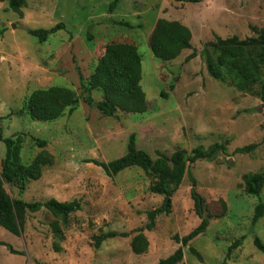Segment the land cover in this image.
Wrapping results in <instances>:
<instances>
[{"label": "rangeland", "instance_id": "1", "mask_svg": "<svg viewBox=\"0 0 264 264\" xmlns=\"http://www.w3.org/2000/svg\"><path fill=\"white\" fill-rule=\"evenodd\" d=\"M25 0L20 13L0 1V128L4 136L25 132L21 150L23 163L36 151L30 137L46 140L44 149L54 156L41 177L28 182L19 194L5 184L7 192L25 201L78 199L62 228L63 239L53 236L55 219L45 208L26 212L19 235L0 226V240L22 254L10 253L0 245V264H156L180 243L173 239L187 234L200 222L194 212L191 191L203 199L209 214L207 228L189 244L197 254L182 246L177 264H264V254L253 238L264 243V214L253 225L251 217L257 197L241 191L242 176L264 167V114L253 92H241L210 77L200 50L217 35L240 39L257 36L264 29V0H201L196 3L172 0ZM178 20L191 30V48L175 59L161 62L148 46L156 16ZM64 27L39 43L28 29ZM126 22L130 27L121 24ZM255 28L256 30H254ZM99 44L92 50L87 40ZM111 38V39H110ZM131 42L141 56V87L147 109L143 113L117 111L104 116L85 101L82 80L90 75L105 41ZM193 52V56L185 57ZM187 54V55H186ZM174 82L172 90L169 83ZM65 86L78 97L77 108L50 121H33L16 114L24 96L41 87ZM166 91V97L160 96ZM93 101L101 93H90ZM136 134V146L152 159L159 150L170 155L175 149L223 143L227 153L214 160L189 163L170 200V211L158 214L146 252L133 253V230L146 222L145 210L159 207L163 197L148 190L150 177L138 167H128L114 176L85 158L110 161L126 151L128 136ZM255 143L248 153H234L236 147ZM0 160L5 147L0 141ZM30 158V159H28ZM264 203V184L260 195ZM224 207V208H223ZM222 209H224L222 211ZM116 235L95 244V236ZM125 234V235H124ZM243 236L226 255L227 246ZM57 242L59 250L53 243Z\"/></svg>", "mask_w": 264, "mask_h": 264}, {"label": "trees", "instance_id": "2", "mask_svg": "<svg viewBox=\"0 0 264 264\" xmlns=\"http://www.w3.org/2000/svg\"><path fill=\"white\" fill-rule=\"evenodd\" d=\"M3 1V0H0ZM177 2L196 3L201 0H172ZM25 0H7L8 7L20 13V8ZM116 1L109 4V10L113 8ZM128 27L126 22H120ZM63 23L44 29H28V32L37 37L39 43L44 42L48 35L63 28ZM256 30L255 28H253ZM4 28L0 27V34ZM257 36L245 37L228 36L221 38L217 35L214 39L204 43L200 50V55L204 59L207 74L241 92H253L256 85L258 90L255 94L260 99L264 114V29H257ZM111 39V38H110ZM87 40L92 43L90 49L95 47L90 34ZM148 46L152 55L161 62H168L175 59L183 49L191 48V31L188 26L178 20L158 18L155 20L148 37ZM193 52L189 53L185 60L190 59ZM96 63L86 80H82L79 73L81 87L85 93V101L94 104L101 114L108 117L116 115L117 111L124 113H143L147 109L145 93L141 87V56L137 46L131 42L109 40L105 41L102 51L95 59ZM174 82L169 83L168 89L172 90ZM96 90L101 93V99L94 102L90 96L91 91ZM166 91H160L161 97H166ZM78 105V97L74 90L65 86H48L34 89L24 96L22 105L16 114L26 115L33 121H50L72 113ZM27 138L23 131L16 132L10 136H4L0 128V141L4 144V156L0 160V226L8 232L19 235L24 224L25 213L35 212L45 208L55 219L50 223L53 236L57 240L63 239L60 223L65 226L68 223L70 214L80 208L79 200L59 201L49 198L45 201H25L21 197L11 196L4 185L16 188L19 194L26 189L29 181L41 177L43 167H49L54 162V156L44 149L46 140L38 137H30L33 144L40 150L31 156L28 162L23 163L21 150ZM255 143L236 147L234 153H248ZM219 153L226 154L227 149L223 143L214 142L203 147L197 145L190 150L184 148L175 149L170 155L159 150L156 151L154 159L136 146V134L128 136L126 151L120 157L101 161L96 158H85L84 162H91L99 166L104 173L111 177L128 167H138L150 177L148 190L163 197V203L159 207L145 210L146 222L133 230L130 246L133 253L141 254L146 252L148 239L144 230L151 231L160 213L170 211V200L181 183L189 163L196 160L211 161ZM192 184L195 180L187 172ZM264 184V167L260 171L248 172L242 176L241 191L249 196H255L258 202L255 204L251 224L264 214V203L260 200L262 187ZM194 212L199 216L200 222L187 234L179 237L174 235L173 239L180 243L171 254L159 259L156 264H177L183 257L182 246L188 245L190 252L197 254L189 241L202 233L209 224V214L204 215L205 203L196 192L191 191ZM224 208V207H223ZM224 209H222L223 211ZM115 232H108L100 236H95V244L115 236ZM125 235V234H124ZM243 236L234 239L227 246L226 255L240 244ZM253 244L257 250L264 254V243L255 236ZM0 245H4L10 253L22 254L7 243L0 240ZM55 250H59L57 242L53 243Z\"/></svg>", "mask_w": 264, "mask_h": 264}, {"label": "crops", "instance_id": "3", "mask_svg": "<svg viewBox=\"0 0 264 264\" xmlns=\"http://www.w3.org/2000/svg\"><path fill=\"white\" fill-rule=\"evenodd\" d=\"M158 18H161V17H159V16L157 15V16L155 17V19H154V22H155V20L158 19ZM181 23H182V22H181ZM183 24H184V23H183ZM153 25H154V23H153ZM153 25H152V27H153ZM186 26H187V25H186ZM152 27H151V29H150V32H151V30H152ZM190 31H191V30H190ZM191 36H192V35H191ZM103 43H105V42H103ZM98 44H99V40L96 41L95 46H97ZM183 50H186V49H183ZM183 50H182V51H183ZM182 51H181V53H182ZM181 53H180V54H181ZM180 54H179V55H180ZM186 55H187V54H186ZM0 151H1V148H0ZM0 153H1V152H0Z\"/></svg>", "mask_w": 264, "mask_h": 264}]
</instances>
